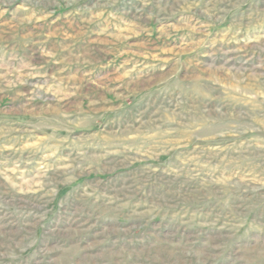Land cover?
I'll return each instance as SVG.
<instances>
[{"label":"rangeland","instance_id":"1","mask_svg":"<svg viewBox=\"0 0 264 264\" xmlns=\"http://www.w3.org/2000/svg\"><path fill=\"white\" fill-rule=\"evenodd\" d=\"M0 264H264V0H0Z\"/></svg>","mask_w":264,"mask_h":264}]
</instances>
